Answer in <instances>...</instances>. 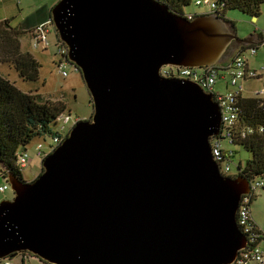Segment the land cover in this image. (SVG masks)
<instances>
[{
	"label": "water",
	"instance_id": "obj_1",
	"mask_svg": "<svg viewBox=\"0 0 264 264\" xmlns=\"http://www.w3.org/2000/svg\"><path fill=\"white\" fill-rule=\"evenodd\" d=\"M50 18L93 114L34 180L9 172L0 259L28 250L51 264L232 263L247 244L237 212L251 181L215 160L214 93L161 69H202L253 36L238 37L219 13L190 18L161 0H58Z\"/></svg>",
	"mask_w": 264,
	"mask_h": 264
},
{
	"label": "trees",
	"instance_id": "obj_2",
	"mask_svg": "<svg viewBox=\"0 0 264 264\" xmlns=\"http://www.w3.org/2000/svg\"><path fill=\"white\" fill-rule=\"evenodd\" d=\"M161 1L178 13L187 16L197 15V13L186 14L184 12L185 7L191 5L193 2L196 3L197 0ZM211 1L217 6L216 12L226 22L230 23L234 27V30L235 22L225 18L226 12L229 9H239L251 16H258L264 3V0ZM38 11L39 9L28 15L24 19L23 24L18 26L12 25L11 18L0 19V62L10 63L17 70L21 78L30 81L39 79L41 64L30 51L23 49L21 39L22 35L27 32L33 36L35 29L40 23L32 27L29 25V21L35 17ZM51 28L52 26L50 27V32ZM57 32L55 27L58 42L61 39ZM247 48L240 47L237 53L244 54ZM215 66L220 67L218 64ZM90 102L92 103V99ZM239 105V129L235 131L234 141L230 143L224 139L223 141L229 144L227 147H224L222 143L223 148L228 152L232 150L229 160L234 165H237V173H230L228 176L243 175L249 178L250 181H255L259 180V177H264V93L263 95L256 94L252 96L244 94L239 98ZM67 108L68 105L64 100L44 98L40 93L24 91L0 74V176L8 186L9 172L23 176L21 167H19L17 162L20 154L25 149L27 150L26 146L35 137L52 135L53 143L50 147L54 146L59 138L64 139L63 136L66 137L70 129L68 132L66 131L67 133L61 132L66 127L65 122L61 119V115L66 113ZM53 124H60L61 131L54 132L52 129ZM244 129L246 130L245 135H243ZM248 129L252 131L248 132ZM214 138L217 137L213 136L212 139ZM232 145H240L247 149L251 152V157L244 163L242 160L237 161L236 150ZM9 188L11 187L9 186ZM12 195L14 196V191ZM249 195L251 197V206L252 201L255 199V193L253 192ZM26 259L28 258L25 257L24 260ZM9 260L12 261L13 258Z\"/></svg>",
	"mask_w": 264,
	"mask_h": 264
},
{
	"label": "rangeland",
	"instance_id": "obj_3",
	"mask_svg": "<svg viewBox=\"0 0 264 264\" xmlns=\"http://www.w3.org/2000/svg\"><path fill=\"white\" fill-rule=\"evenodd\" d=\"M58 0H0V19L11 18L12 25L18 26L23 24L24 19L31 15L35 10L42 6H52ZM208 4L197 5L193 2L191 5L185 7L184 12L186 14H202L210 10ZM195 17V15H192ZM225 18L235 22V30L240 38L249 37L251 34L256 38L257 50L252 53L251 48H247L244 51L245 56L248 58L250 68L256 69L258 76L243 80L244 90L243 93L246 96H252L256 94L263 95L264 93V3L261 6V13L254 18L248 13H245L239 9H229L226 12ZM228 23V22H227ZM231 27V24L228 23ZM50 41V47L44 49L43 47H35L33 36L27 32L22 35V47L24 50L30 51L40 61L39 79L35 81L24 80L21 78L17 70L10 64L0 62V74L8 78L11 82L24 91H33L40 93L44 98H50L53 100H64L68 108L66 110V116H70L69 120L65 121V129L61 131L60 124H53L52 129L54 132H68V130L79 120L88 119L93 114V104L91 101V95L85 84V81L81 75L80 69H76L74 65L68 66V75L64 76L61 71L55 65L56 59V42L57 36L55 33V26L52 28L48 35ZM260 43H259V42ZM237 45L232 42L228 48L222 54L220 60L215 63L223 67L232 62L237 52ZM200 71V69H199ZM216 90H225L224 85L219 82L216 86ZM70 114V115H69ZM66 132V133H67ZM65 133V134H66ZM219 136V135H218ZM216 137V136H215ZM43 144L47 156L53 149H50V145L53 143L52 135L45 137H35L27 146V152L29 154L26 167H21L23 178L27 181L34 180L42 172V160L44 157L37 156L38 144ZM223 146L227 147L229 144L223 141ZM236 150V160H242L246 162L251 157V152L243 148L240 145H232ZM237 173V165L233 164L231 174ZM1 179V178H0ZM259 180L264 181V177H259ZM2 182V179L0 180ZM6 193V194H5ZM12 189H8L6 192L0 191V201L5 196L13 197ZM244 197V195H243ZM242 197V198H243ZM251 208L254 218L264 230V185L255 190V199L252 201ZM28 258L22 260L23 264H51L41 260L38 256L34 255L28 250L19 252L11 264H20L18 257ZM14 258V257H13ZM10 259V258H9ZM19 261V262H18ZM0 264H5L0 260Z\"/></svg>",
	"mask_w": 264,
	"mask_h": 264
},
{
	"label": "built area",
	"instance_id": "obj_4",
	"mask_svg": "<svg viewBox=\"0 0 264 264\" xmlns=\"http://www.w3.org/2000/svg\"><path fill=\"white\" fill-rule=\"evenodd\" d=\"M197 4H208L210 12H216V4L211 0H197ZM218 13V12H216ZM193 18L192 15H188ZM54 26L51 18L47 21L40 23L33 34L35 47H43L48 49L50 47V41L48 35L50 33V27ZM264 42V41H263ZM56 59L55 65L61 71L64 76L68 75V66L74 65L69 59V47L64 41L56 42ZM252 53H255L257 47H253ZM248 58L245 54L238 53L234 60L223 67L208 65L202 69L198 67H189L168 64L164 65L161 69V73L164 76H178L181 78H189L197 81L205 90L213 92L216 101L219 103L222 111V127L221 133L217 138L211 139L212 148L215 160L221 166V172L224 175H229L232 171L233 162L229 160L232 150L229 152L223 148V140L228 142L234 141L235 131L239 129V98L243 96V80L255 78L258 76L256 69L250 68L248 64ZM76 69V65H74ZM200 69V71H199ZM226 80L225 90H216V86L219 80ZM69 116L66 114L61 115L62 121L69 120ZM252 131L248 129V132ZM243 135L246 134L244 129ZM65 138V136H63ZM63 139L59 138L57 143L50 147L54 149ZM46 151L43 144L39 143L37 146V156L45 157ZM29 154L27 150H24L20 154L18 159L19 167H26ZM264 185L263 180L251 181V192L255 193V190ZM8 185L0 186V191L8 189ZM249 193V194H250ZM249 194L244 195L240 202V206L237 212L238 224L242 232L247 237V244L244 248H241L238 252L236 259L230 264H264V232L258 226L253 218L252 210L250 206L251 197ZM7 263H10L9 258L4 259Z\"/></svg>",
	"mask_w": 264,
	"mask_h": 264
},
{
	"label": "crops",
	"instance_id": "obj_5",
	"mask_svg": "<svg viewBox=\"0 0 264 264\" xmlns=\"http://www.w3.org/2000/svg\"><path fill=\"white\" fill-rule=\"evenodd\" d=\"M55 4H53L52 6H42V7H40V8H38L39 9V11L37 12V14L35 15V17H33L30 21H29V25L30 26H32V27H34L35 25H38L39 23H41V22H43V21H45V20H47V19H49L50 18V10H51V8L54 6ZM37 9V10H38ZM36 11V10H35ZM208 12H210V10L208 11ZM208 12H206V13H208ZM52 28H53V26H52ZM52 28H51V30H52ZM57 36V35H56ZM219 82H221L223 85H224V87L225 86H227L226 85V80H219L218 81V83ZM0 178H1V176H0ZM2 179V182L0 181V186H2V185H5L6 183L4 182V180H3V178H1ZM0 179V180H1ZM10 189V188H9ZM8 189H6L5 191H1V192H6ZM6 194V193H5ZM5 198H12V196L11 197H9V196H5L4 197V199ZM251 210H252V208H251ZM252 215H253V211H252ZM253 218H254V215H253ZM254 220L256 221V223L258 224V226L262 229V227L259 225V223L257 222V220L254 218ZM263 230V229H262ZM263 232H264V230H263ZM26 257V256H25ZM15 258H17V257H14L13 258V260L12 261H10V263H7L4 259H0L1 261H4L5 262V264H11L13 261H14V259ZM19 258V261H20V264H23L22 262V260H24V257L22 256V257H18ZM18 261V262H19ZM25 262H26V260H25Z\"/></svg>",
	"mask_w": 264,
	"mask_h": 264
},
{
	"label": "flooded vegetation",
	"instance_id": "obj_6",
	"mask_svg": "<svg viewBox=\"0 0 264 264\" xmlns=\"http://www.w3.org/2000/svg\"><path fill=\"white\" fill-rule=\"evenodd\" d=\"M251 35H252V34H251ZM252 36H253V35H252ZM252 39H254L255 41H254L253 43L249 44V45H238V44H236V43L234 42V43L237 45V46H236V47H237L236 50H238V49L240 50V47H248V48L257 47V45H254V44H256V41H257L256 38L253 36ZM258 42H259V41H258ZM260 42H261V41H260ZM260 42H259V43H260Z\"/></svg>",
	"mask_w": 264,
	"mask_h": 264
}]
</instances>
